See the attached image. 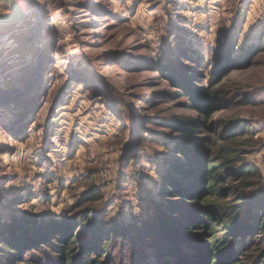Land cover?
<instances>
[{"label": "rangeland", "instance_id": "374dc122", "mask_svg": "<svg viewBox=\"0 0 264 264\" xmlns=\"http://www.w3.org/2000/svg\"><path fill=\"white\" fill-rule=\"evenodd\" d=\"M17 4L23 19L0 26L1 228L20 218L83 222L90 209L107 228L150 218L182 136L169 124L197 113L171 72L226 90L211 121L218 131L245 127L231 141L245 151L235 167H257L264 186V0ZM0 14H13L7 0ZM246 50V60H233ZM225 59L229 70L216 79ZM141 234L113 246L104 238L86 262L155 264L162 245ZM259 242L246 248L248 261L263 256ZM36 252L59 264L50 251ZM16 253L0 247V258Z\"/></svg>", "mask_w": 264, "mask_h": 264}, {"label": "trees", "instance_id": "16d2710c", "mask_svg": "<svg viewBox=\"0 0 264 264\" xmlns=\"http://www.w3.org/2000/svg\"><path fill=\"white\" fill-rule=\"evenodd\" d=\"M246 55L247 50L233 60L243 62ZM228 64L225 59L216 65V79L227 73ZM166 77L177 93L188 97V106L197 113L194 118L178 117L169 124L182 136L176 137L172 149L177 155L167 160L171 165L161 178L162 197L152 201V216L141 225L117 223L108 228L94 215V209L84 211L83 222L71 218L65 224L50 221L42 225L32 220L17 224L21 218L15 219L5 229L0 227V247L17 252L16 257H1L3 264H52L36 251H50L59 264H111L98 259L86 262L85 258L104 238L112 246L116 240L134 243L138 232L140 237H158L162 246L155 264H264V238L259 237L264 235L261 173L254 166L235 167L245 151L231 144L235 134L246 129L229 124L218 131L211 121L218 100L227 98L226 90L211 88L212 84H190L188 74L171 72ZM80 227L81 235L76 236L74 231ZM255 241H260L255 249L263 256L248 261L245 250ZM105 244L99 247L105 248Z\"/></svg>", "mask_w": 264, "mask_h": 264}, {"label": "water", "instance_id": "95a60500", "mask_svg": "<svg viewBox=\"0 0 264 264\" xmlns=\"http://www.w3.org/2000/svg\"><path fill=\"white\" fill-rule=\"evenodd\" d=\"M7 1L13 9V14L12 15L0 14V23L8 24V23H15L21 21L24 17V14H23V10L17 4L16 0H7Z\"/></svg>", "mask_w": 264, "mask_h": 264}, {"label": "bare ground", "instance_id": "6f19581e", "mask_svg": "<svg viewBox=\"0 0 264 264\" xmlns=\"http://www.w3.org/2000/svg\"><path fill=\"white\" fill-rule=\"evenodd\" d=\"M16 2H18V0H16ZM20 6V5H19Z\"/></svg>", "mask_w": 264, "mask_h": 264}, {"label": "built area", "instance_id": "2783aa9c", "mask_svg": "<svg viewBox=\"0 0 264 264\" xmlns=\"http://www.w3.org/2000/svg\"><path fill=\"white\" fill-rule=\"evenodd\" d=\"M2 24L0 23V26H1Z\"/></svg>", "mask_w": 264, "mask_h": 264}, {"label": "crops", "instance_id": "0c3cea01", "mask_svg": "<svg viewBox=\"0 0 264 264\" xmlns=\"http://www.w3.org/2000/svg\"><path fill=\"white\" fill-rule=\"evenodd\" d=\"M10 15V14H9Z\"/></svg>", "mask_w": 264, "mask_h": 264}]
</instances>
